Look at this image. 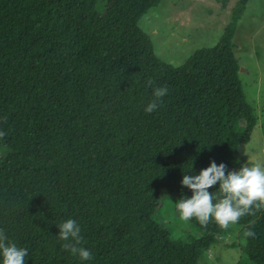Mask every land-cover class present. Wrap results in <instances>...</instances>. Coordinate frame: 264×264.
<instances>
[{
    "label": "trees",
    "instance_id": "1",
    "mask_svg": "<svg viewBox=\"0 0 264 264\" xmlns=\"http://www.w3.org/2000/svg\"><path fill=\"white\" fill-rule=\"evenodd\" d=\"M160 1L105 0L99 12L96 0H0V140L9 149L0 230L28 250L25 264H198L231 229L192 218L200 235L182 241L153 223L163 192L191 198L185 174L212 161L226 174L240 169L230 156L257 122L233 41L249 0H236L214 45L179 65L159 59L139 26ZM161 86L167 94L146 113ZM67 219L91 260L62 249ZM237 224L255 236L236 264H264V208Z\"/></svg>",
    "mask_w": 264,
    "mask_h": 264
},
{
    "label": "rangeland",
    "instance_id": "2",
    "mask_svg": "<svg viewBox=\"0 0 264 264\" xmlns=\"http://www.w3.org/2000/svg\"><path fill=\"white\" fill-rule=\"evenodd\" d=\"M235 2L229 0L224 5L221 0H161L141 16L139 26L150 36L159 59L179 65L198 49L212 46L219 40ZM233 41L234 54L240 64L238 75L257 116L250 139L239 144L230 156V164L237 169L251 167L256 162L264 164V0L248 1ZM8 150L0 140V163ZM176 203L163 192L153 226L182 241L199 236L198 229L190 221L179 219ZM245 242L241 226L235 224L220 242L204 250L198 264H236Z\"/></svg>",
    "mask_w": 264,
    "mask_h": 264
},
{
    "label": "clouds",
    "instance_id": "3",
    "mask_svg": "<svg viewBox=\"0 0 264 264\" xmlns=\"http://www.w3.org/2000/svg\"><path fill=\"white\" fill-rule=\"evenodd\" d=\"M97 10L105 7L103 0H98ZM152 79L147 81L148 87H153ZM168 92L167 87H154L153 99L145 107L146 113H152L162 103V97ZM6 121L7 117H3ZM6 135L0 131V138ZM226 165H217L214 161L202 169L198 175L185 174L181 181L192 191L191 198L183 196L177 200L176 210L179 219L188 222L195 218L200 225L207 226L212 220L224 230L237 224L241 217L250 215L253 210L264 208V164L254 163L251 167L243 166L238 171L225 173ZM219 183V191L215 194L209 192V188ZM215 199V202H214ZM59 240L64 241L62 249L73 255H78L82 261L92 259V253L82 244L81 228L74 219H67L60 223ZM246 237H254L251 228L246 230ZM0 254L2 264H25V258L29 255L25 248L8 240L5 233L0 230Z\"/></svg>",
    "mask_w": 264,
    "mask_h": 264
}]
</instances>
